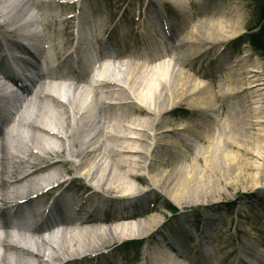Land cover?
<instances>
[{"label":"bare ground","instance_id":"bare-ground-1","mask_svg":"<svg viewBox=\"0 0 264 264\" xmlns=\"http://www.w3.org/2000/svg\"><path fill=\"white\" fill-rule=\"evenodd\" d=\"M65 1L0 0V76L19 81L18 62L33 71L36 63L49 69L35 84L26 81L33 89L15 111L0 114V264H122L115 258L117 242L152 239L163 227L156 216L135 222L149 209V192L136 182L181 206L210 202L224 192L229 200L247 202L238 191L263 189L264 64L244 52L215 85L230 65L225 48L238 36L240 15L234 23L208 20L183 36L191 15L182 14L184 28L177 31L153 0L135 13L133 5L143 6V0H118L110 10L109 0ZM57 17L64 18L63 32ZM85 26L91 33L87 44L99 35L114 36L101 47L107 62L91 69L98 70L95 80L62 72L76 68L73 63L84 66L86 48L73 49V37ZM38 43L41 51L29 48L33 66L17 57L25 44ZM218 44H223L218 56L226 57L223 64L210 81L194 78L186 65L205 61ZM125 53L130 56L122 59ZM52 61L56 69H50ZM187 100L186 114L200 118L191 123L177 118L172 129L166 116L181 112L178 105ZM29 111L32 120L23 117ZM56 142L67 144L58 150ZM171 148L183 149L181 156H172ZM73 173L80 180L66 179ZM220 209L208 205L199 215L184 212L147 251L145 264H264L262 240L220 244ZM36 217L39 225L27 230L22 221Z\"/></svg>","mask_w":264,"mask_h":264},{"label":"rangeland","instance_id":"rangeland-1","mask_svg":"<svg viewBox=\"0 0 264 264\" xmlns=\"http://www.w3.org/2000/svg\"><path fill=\"white\" fill-rule=\"evenodd\" d=\"M108 1V0H107ZM106 1V2H107ZM118 0H109L110 5L108 6V9H111V6H114V3ZM120 1V0H119ZM122 2H125L129 4L130 0H121ZM135 2L137 0H134ZM152 1V0H151ZM150 1V2H151ZM155 2H158L159 5L163 6V8L166 9V11L169 13L171 18H173L175 21H177V24L181 23L180 20V14L187 12L190 13L191 19L188 28L184 31V35L188 31L192 29V27L196 25H201L203 22H207L208 20H219L227 22L234 23L237 20L238 15L241 17L240 25L237 27L238 35H241V37H237L236 39L232 40L229 45L227 46L225 50V54H229V63L230 65L227 66V70L224 68V70L221 75L218 76L217 83L215 85H220V82L222 81L223 75H227L230 72V69L234 63V61H237L238 57L244 54V52L251 53L254 57L258 58L262 64H264V53L260 50L255 49L251 44L250 40L248 39V32H251L253 30H256L260 24L261 20V6L263 4L262 0H153ZM41 2V0H39ZM112 3V4H111ZM138 3V2H136ZM149 5V0H143V6H140L139 4H135V8L133 5V8L131 9V13H135L136 10H138V6L140 8H144ZM122 13V12H121ZM224 16V18H220ZM105 15L102 16L104 18ZM118 17V15L116 16ZM103 20V19H102ZM225 22V21H224ZM39 30H42L41 26H37ZM57 28L60 30L61 26L57 25ZM243 33H245L243 35ZM247 33V34H246ZM223 44H218L213 48L211 53L209 54L210 57H208L204 63H201L198 65L197 62L191 63L189 66L188 64L186 67L189 72L193 75L194 78H198V76H201L202 81H209L211 79V72L216 68L218 69V64L223 61L226 57L219 59V48H222ZM213 44H210V47H212ZM126 57H129L127 53H125ZM221 56V55H220ZM124 57V55H123ZM222 57V56H221ZM223 64V63H222ZM199 66V67H198ZM100 67V65H99ZM98 68V66H97ZM99 69V68H98ZM213 73V72H212ZM88 73H85V76H87ZM89 78V76H87ZM86 82V81H85ZM87 82H89L87 80ZM85 87V83H83ZM88 85H86L85 90L88 91ZM216 92H218V89H216ZM69 99V98H68ZM90 99L88 100V102ZM35 102V99H34ZM33 102V103H34ZM50 106L54 108H58V111L60 110V107L56 106L57 104L55 102L51 103L49 100L46 101ZM64 102V103H63ZM61 102L62 104H67V100H63ZM88 102L85 104L87 105ZM188 102L183 101L180 106V111H177V113L167 115L166 117L171 119L173 123L171 124V128L175 129L178 125L176 122L179 120H187L189 123L193 122L194 120H198L200 118L197 113L194 114H186V109L188 108ZM49 107V106H48ZM51 109V108H50ZM52 109V111H53ZM55 111V110H54ZM34 115V112L29 111V114L27 112L24 113L23 117L24 119H30L32 120L31 116ZM232 112L230 113V109L226 110V116L225 119H229L231 117ZM178 118V119H177ZM73 120L72 118L70 119ZM209 121V120H207ZM72 123V122H71ZM73 124V123H72ZM29 130L25 131V133ZM210 133L209 135H211ZM183 135V140H188V136L185 135V133H181ZM19 137V136H18ZM17 137L18 145L20 143L19 138ZM20 139H23L22 136H20ZM206 143V141H205ZM67 144L66 142L62 143ZM53 143V145H62ZM204 144V142H203ZM49 148L50 145H47ZM64 146L61 148L56 149H63ZM194 148L196 149H202V145L200 143H195ZM182 150H176L175 148L169 149V152L174 157H180L182 153ZM194 152V151H193ZM192 154V152H191ZM190 154V155H191ZM183 160V159H182ZM186 162V163H185ZM183 161L180 162L181 164H191L190 161ZM203 164V162H201ZM201 163H199V168L201 170ZM168 168V166L166 167ZM79 174H71L68 176V178L75 179L76 181L80 180L78 179ZM142 178L143 175H140ZM141 182L143 180H140ZM134 182V181H132ZM78 183V182H77ZM81 186L82 184H87L85 182L79 183ZM136 184H140L145 189V192H149L147 194L146 204H147V213H144L141 216H144V218H138L135 222L146 219L150 216H156L158 219H161V224H163V227H161V235L157 234L154 235L152 239L149 238H137L134 241H131L130 243L123 244V241H119L115 244V248H117L118 254L116 255V260L118 262H121L122 264H145L144 257L145 254L148 252L153 251L158 241L161 240L163 233L166 229L170 227V225H173V223L176 221L177 218L183 216L184 212H190L189 215L194 214H200V210L203 209V207H207L208 205H212L215 209L222 208L220 210V214L222 219L219 221V224H222L220 227L221 234L219 237H216V239L222 244L225 241L231 240V242L239 246L242 243L247 242L248 239H253L255 241L262 240L264 242V186L263 189H258V191L250 192V194H245L247 191L245 189H241L239 194H242L239 197H245L248 198L247 202L242 200H238L236 197H233L231 200H229L228 195L226 192H224V196L219 197L217 199H212L210 202L198 203L196 205H176L173 204L170 200H168L160 191H151L152 189L149 186H145L144 184H141L140 182H136ZM219 185V184H218ZM224 186V184H220V186ZM83 187V186H82ZM247 196V197H246ZM238 197V198H239ZM219 199V200H218ZM249 202V203H248ZM156 208L158 212L151 211L150 209ZM170 210V211H169ZM140 216V217H141ZM200 219V216H199ZM105 226H109L111 224H103ZM54 230V229H53ZM52 230V231H53ZM61 230H57L59 232ZM49 233L46 234V237ZM219 238V239H218ZM113 249L105 250L104 252H111ZM260 249H258L259 251ZM215 261V260H214ZM213 261V262H214ZM212 262V263H213Z\"/></svg>","mask_w":264,"mask_h":264},{"label":"trees","instance_id":"trees-1","mask_svg":"<svg viewBox=\"0 0 264 264\" xmlns=\"http://www.w3.org/2000/svg\"><path fill=\"white\" fill-rule=\"evenodd\" d=\"M262 1L264 7V0ZM252 41L257 49L264 52V25L261 27V30L256 35L253 36Z\"/></svg>","mask_w":264,"mask_h":264}]
</instances>
